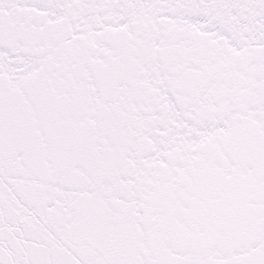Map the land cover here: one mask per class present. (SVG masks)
<instances>
[{"label": "snow or ice", "instance_id": "snow-or-ice-1", "mask_svg": "<svg viewBox=\"0 0 264 264\" xmlns=\"http://www.w3.org/2000/svg\"><path fill=\"white\" fill-rule=\"evenodd\" d=\"M0 264H264V0H0Z\"/></svg>", "mask_w": 264, "mask_h": 264}]
</instances>
